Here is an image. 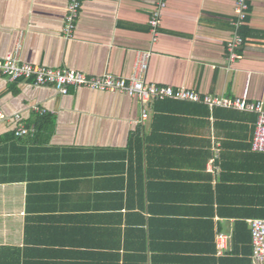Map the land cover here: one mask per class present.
Listing matches in <instances>:
<instances>
[{
  "label": "crops",
  "instance_id": "0c3cea01",
  "mask_svg": "<svg viewBox=\"0 0 264 264\" xmlns=\"http://www.w3.org/2000/svg\"><path fill=\"white\" fill-rule=\"evenodd\" d=\"M155 2L82 0L67 38L68 0H0V57L19 44L22 62L128 79L148 52V83L264 100V0H249L231 63L236 0H167L153 44ZM0 113V264H254V113L1 74ZM16 114L33 135L14 134Z\"/></svg>",
  "mask_w": 264,
  "mask_h": 264
},
{
  "label": "built area",
  "instance_id": "2783aa9c",
  "mask_svg": "<svg viewBox=\"0 0 264 264\" xmlns=\"http://www.w3.org/2000/svg\"><path fill=\"white\" fill-rule=\"evenodd\" d=\"M82 0H68L67 12L63 33L67 38L73 36L76 20ZM167 0H156L148 20L151 41L154 44L160 35V24L163 9ZM249 12V0H236L233 22L234 33L228 40L226 48L228 51L227 61L233 62L239 55L237 49L244 43V38L239 32L243 22L247 19ZM20 45L14 53L0 57V74L9 81L32 80L33 85H53L59 94H66L70 86H83L93 90H108L128 96L137 97L143 104L150 103L157 99H174L183 101L201 102L210 109L214 107L232 108L240 111L252 112L256 115L251 148L253 151L264 152V100L250 101L246 97L228 98L213 96L209 94L200 95L198 92L186 88H172L148 83L144 80L143 74L147 69V62L150 53H142L135 64V72L128 79L115 76L111 73L103 75H88L81 71L51 68L42 65H34L22 62L18 57ZM41 113L45 110L34 107ZM148 116L147 110H143L142 119ZM0 117L3 115L0 113ZM18 122L14 134L18 137L33 135L35 129L28 128L19 114L14 115ZM249 227L252 241L251 259L254 264H264V218L249 219ZM229 236L225 233L216 234L217 254L223 255L228 247Z\"/></svg>",
  "mask_w": 264,
  "mask_h": 264
}]
</instances>
